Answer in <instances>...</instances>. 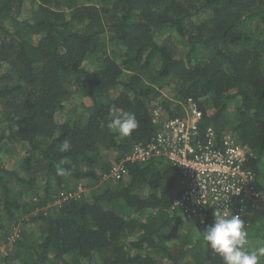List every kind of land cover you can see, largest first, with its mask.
Wrapping results in <instances>:
<instances>
[{
  "label": "trees",
  "instance_id": "16d2710c",
  "mask_svg": "<svg viewBox=\"0 0 264 264\" xmlns=\"http://www.w3.org/2000/svg\"><path fill=\"white\" fill-rule=\"evenodd\" d=\"M188 100L199 140L236 137L264 196V0H0V264H223L201 233L214 216L196 236L172 208L180 168L126 160L153 110ZM113 108L135 115L130 136ZM246 221L256 249L264 206Z\"/></svg>",
  "mask_w": 264,
  "mask_h": 264
},
{
  "label": "built area",
  "instance_id": "2783aa9c",
  "mask_svg": "<svg viewBox=\"0 0 264 264\" xmlns=\"http://www.w3.org/2000/svg\"><path fill=\"white\" fill-rule=\"evenodd\" d=\"M181 112V117L166 119L160 110H153L152 123L157 128L153 141L135 147L126 160L164 156L180 168V192L172 200V208L182 212L186 224L202 226L217 210L239 214L247 226L246 219L264 206V196L253 190L251 174L243 169L247 150L232 134L222 137L218 148L211 127L204 129L202 143V112L192 100L183 105ZM123 170L119 165L112 177L119 179Z\"/></svg>",
  "mask_w": 264,
  "mask_h": 264
},
{
  "label": "clouds",
  "instance_id": "9594fccd",
  "mask_svg": "<svg viewBox=\"0 0 264 264\" xmlns=\"http://www.w3.org/2000/svg\"><path fill=\"white\" fill-rule=\"evenodd\" d=\"M116 111L114 108L111 109L113 118L108 127L122 137L130 136L138 127L135 115L132 113L116 115ZM71 148V142L65 139L61 143L59 151L68 152ZM60 173L68 174L65 169H60ZM213 216V222L206 226L201 233L203 240L222 259L223 264H261V258L264 257V246L256 249L251 248L248 239L249 232L240 215L215 210Z\"/></svg>",
  "mask_w": 264,
  "mask_h": 264
},
{
  "label": "rangeland",
  "instance_id": "374dc122",
  "mask_svg": "<svg viewBox=\"0 0 264 264\" xmlns=\"http://www.w3.org/2000/svg\"><path fill=\"white\" fill-rule=\"evenodd\" d=\"M112 48V47H111ZM84 98H79V100H83ZM6 157H1L0 158V160L1 161H7L6 159H5ZM10 164V163H9ZM8 164V165H9ZM10 169H13V166H12V163L10 164ZM88 190V189H87ZM83 191V189H80V190H78V191H76V192H82ZM192 226V225H191ZM182 227L183 226H181V229L180 230H183L182 229ZM31 229H34V227H30ZM184 228V227H183ZM191 228H194L193 226L191 227ZM30 229V230H31ZM192 232H194V235H196V236H199L200 234V230L198 229V228H194L193 230H192ZM172 241V244H178V241H177V239H173V240H171ZM256 243H257V246H256V248H258V247H260V246H264V241L263 240H257L256 241ZM263 262V258H261V264H263L262 263ZM2 264V263H1Z\"/></svg>",
  "mask_w": 264,
  "mask_h": 264
}]
</instances>
